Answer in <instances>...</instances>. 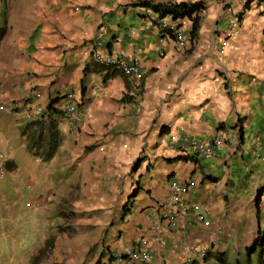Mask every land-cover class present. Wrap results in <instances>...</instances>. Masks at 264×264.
<instances>
[{"label": "crops", "instance_id": "1", "mask_svg": "<svg viewBox=\"0 0 264 264\" xmlns=\"http://www.w3.org/2000/svg\"><path fill=\"white\" fill-rule=\"evenodd\" d=\"M140 1L146 0H9L0 33V125L8 129L14 120L22 130L48 118V106L57 100L51 115L61 143L48 162L70 172L72 183L61 193L77 192L71 215L81 213L77 220L95 228L80 234L83 240L68 241L64 251L83 253V260L90 253L85 264H94L103 251L101 264H185L192 246L209 245L194 264H222L219 254L248 247L244 228L255 215L250 194L264 177L258 156L264 154V5L148 0L195 7L197 36L180 46L158 26L159 14ZM235 13L241 15L240 31L228 37ZM174 21L191 34L192 20ZM96 50H122L128 61H139L140 88L133 91L119 69L98 63ZM70 92L80 96L71 101L81 114L72 123L63 111ZM28 98L37 107L35 120L14 111ZM221 132L225 142L212 157L175 147L183 134L211 141ZM172 180L192 183L184 195L188 213L170 203ZM55 236L44 235L38 249L49 238L56 243ZM139 238L152 260L119 257Z\"/></svg>", "mask_w": 264, "mask_h": 264}, {"label": "rangeland", "instance_id": "2", "mask_svg": "<svg viewBox=\"0 0 264 264\" xmlns=\"http://www.w3.org/2000/svg\"><path fill=\"white\" fill-rule=\"evenodd\" d=\"M8 1L0 0V33L5 25L4 12ZM10 124L8 129L0 125L4 151L1 158L4 171L0 179V264H44L45 261H48V264H72L79 262L81 257V264L92 261L88 260L90 253L86 254V259L83 260V253L64 251V244L68 241L83 240V237H79L80 234L95 232L91 225L77 220L81 213L71 215L72 197L77 192L70 190L69 192H72L65 195L67 198L61 193L63 190L67 191L62 187L67 189L72 183L68 179L70 172L68 173L66 167L35 156L29 150L17 122L11 120ZM258 156L264 160V154ZM11 162H14L16 168L8 167ZM257 186L258 188H253L250 194L255 215L247 228H244V235L250 237L245 239V243L247 246H253L258 240L257 248L253 250L249 260L246 245L241 246L239 251L232 246V249L225 253L229 264L259 262L264 247V177L259 180ZM52 233H56V243H49V238L48 242L38 249L44 235Z\"/></svg>", "mask_w": 264, "mask_h": 264}, {"label": "built area", "instance_id": "3", "mask_svg": "<svg viewBox=\"0 0 264 264\" xmlns=\"http://www.w3.org/2000/svg\"><path fill=\"white\" fill-rule=\"evenodd\" d=\"M250 1V0H248ZM257 2L264 5V0H256ZM240 18L241 15L239 13L234 14V18L229 25L228 37L234 36L240 31ZM156 21L158 26L165 32L170 33L177 43L180 46L185 45L187 40H192V35L187 33L186 30L176 23V21L172 20L170 15L165 16L164 18H160L156 16ZM103 32H100V35L103 36ZM223 48L225 46H222ZM95 58L98 63L101 65L112 66L114 68L119 69L130 82V86L133 91H137L140 88V78H141V66L139 61H128L124 56V51H119L117 53H107L102 52L100 50L94 51ZM80 97V96H79ZM75 92H70L65 96L66 101L63 111L64 118L69 122H73L80 117V112L76 108V104H73L71 101H75L77 98L79 99ZM15 113L19 117H26L28 120H35L37 117V107L35 106L32 98L23 99L13 105ZM225 136L224 134L218 133L216 137H214L211 141L200 140L198 138L189 136L187 134H183L179 136L176 140L175 147L187 154H191L193 157L202 158V157H212L215 156L219 150V148L224 144ZM1 145V139H0ZM3 157V153L0 151V172H3L4 165L2 163L1 158ZM192 187V183L189 182L187 185H181L178 181H171V188L173 190V195L171 197L170 203L179 209V212L188 213L191 211L190 206L187 202L184 201V195L188 192V188ZM197 205H193L192 209L197 210ZM196 218L200 221L206 220L205 213H196ZM171 226L173 228L179 229V226L174 218L169 219ZM162 225L158 223L156 225V229L160 231ZM214 236L219 235V231L213 232ZM161 244L165 243V239H159ZM219 243L214 241L212 243V247H218ZM144 242L139 238L133 241L129 246L125 248V250L119 255L121 258H142L144 260H152L154 258L153 253L143 248ZM211 246L209 245H199L192 246L188 251V257L185 264H194L196 261V257L206 256ZM172 264V263H169Z\"/></svg>", "mask_w": 264, "mask_h": 264}, {"label": "trees", "instance_id": "4", "mask_svg": "<svg viewBox=\"0 0 264 264\" xmlns=\"http://www.w3.org/2000/svg\"><path fill=\"white\" fill-rule=\"evenodd\" d=\"M137 5L152 7L154 11L159 14L160 18H164L167 15H171L174 20L188 17L193 22L190 33L193 37L197 36L200 16L197 13L193 14L195 7L189 6L187 3H173L171 5L154 4L148 0L140 1L137 3ZM93 65L96 66L94 69L97 71L102 69V67L98 64L96 65L94 63ZM87 69L88 67H86V70ZM56 101L57 100L52 101L48 106V111L50 112L48 118H40L33 122L27 123L24 127H22L21 130L29 150L43 161L51 160L61 143L58 122L51 115L52 113L57 112L55 108ZM8 167L14 169L16 168V165L14 163H10L8 164ZM257 245L258 240L254 242L253 246L247 247L249 260H251V253L253 250H256ZM105 253L106 252L103 251L94 264H101L100 261L102 260V257L105 255ZM217 257L222 264H229L228 260L223 254H219ZM258 264H264V247L262 248Z\"/></svg>", "mask_w": 264, "mask_h": 264}]
</instances>
